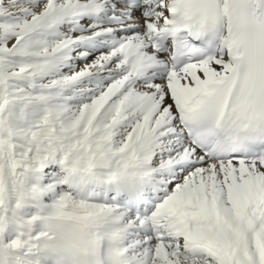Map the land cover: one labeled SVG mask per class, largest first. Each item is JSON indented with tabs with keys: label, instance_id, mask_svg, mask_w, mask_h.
I'll use <instances>...</instances> for the list:
<instances>
[{
	"label": "snow or ice",
	"instance_id": "1",
	"mask_svg": "<svg viewBox=\"0 0 264 264\" xmlns=\"http://www.w3.org/2000/svg\"><path fill=\"white\" fill-rule=\"evenodd\" d=\"M0 264H264V0H0Z\"/></svg>",
	"mask_w": 264,
	"mask_h": 264
}]
</instances>
